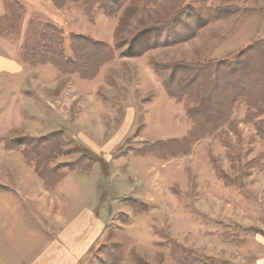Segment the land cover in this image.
<instances>
[{"label":"rangeland","instance_id":"1","mask_svg":"<svg viewBox=\"0 0 264 264\" xmlns=\"http://www.w3.org/2000/svg\"><path fill=\"white\" fill-rule=\"evenodd\" d=\"M64 4L0 0V264H264V0Z\"/></svg>","mask_w":264,"mask_h":264},{"label":"trees","instance_id":"2","mask_svg":"<svg viewBox=\"0 0 264 264\" xmlns=\"http://www.w3.org/2000/svg\"><path fill=\"white\" fill-rule=\"evenodd\" d=\"M48 29H50V27L48 26ZM39 32V30L37 31V33ZM36 33V34H37ZM42 34V36L44 35V34H46V33H41ZM48 34V33H47ZM49 34H51V33H49ZM52 35V34H51ZM43 41H45V43H47L48 41H46V40H43ZM251 51V52H250ZM264 49H263V46H262V44L261 43H257V44H255V45H253L252 46V48H247L246 50H245V52H243V54H241V56H240V59H241V62L244 64V66H243V68H245V67H248V68H253V67H255V66H252V64L251 63H259V65H261V66H263V67H261V68H263L261 71H259V70H254V71H252V76L253 77H255V79L257 80V81H255V82H253L254 83V90L252 91V92H254L255 94H257V93H259L258 94V96H256V97H254V99H250V102L252 103V102H255V101H258L261 105H262V107L264 108V86H262V87H260L261 85H263L264 84V61H263V59H264ZM250 53H253V54H256L257 56H259V59H257V60H249V58H248V56L250 55ZM261 58V59H260ZM238 72V71H237ZM241 76H244V74H243V72H239V73H237V74H235V75H233L232 77L233 78H236V77H241ZM209 86H211V83L209 84ZM212 87V86H211ZM211 87H205L204 88V90H208V89H210ZM208 88V89H207ZM257 89H259V90H257ZM261 89V90H260ZM260 91V92H259ZM237 93H239L240 95H244V92H237ZM246 95V94H245ZM204 96H205V98H206V94H204ZM208 96H210V94H208ZM244 97H246V96H244ZM205 98H204V100H205ZM209 98V97H208ZM212 98V97H211ZM220 98H223V96H221ZM212 100V99H211ZM210 100V101H211ZM215 102H216V100H215ZM219 102V101H218ZM214 112V111H213ZM216 113V112H215ZM215 113H213V114H215ZM201 114H206V112L204 111V112H201Z\"/></svg>","mask_w":264,"mask_h":264},{"label":"crops","instance_id":"3","mask_svg":"<svg viewBox=\"0 0 264 264\" xmlns=\"http://www.w3.org/2000/svg\"><path fill=\"white\" fill-rule=\"evenodd\" d=\"M60 2L63 3V5L65 7L64 0H60ZM5 54H6V51L1 47V50H0V63H2L1 66H5L3 69L8 72L9 71V68H8L9 63H12V62H11V60L2 58V55H5ZM14 64H15V62H14ZM12 67H14V66H12ZM15 70H17V69H15ZM16 72H18V70Z\"/></svg>","mask_w":264,"mask_h":264}]
</instances>
